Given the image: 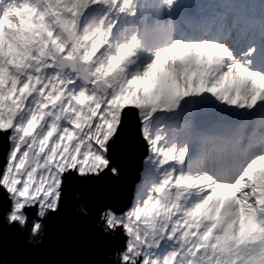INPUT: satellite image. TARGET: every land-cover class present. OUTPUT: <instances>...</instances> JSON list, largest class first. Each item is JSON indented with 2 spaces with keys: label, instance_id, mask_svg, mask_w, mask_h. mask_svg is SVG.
<instances>
[{
  "label": "snow or ice",
  "instance_id": "1",
  "mask_svg": "<svg viewBox=\"0 0 264 264\" xmlns=\"http://www.w3.org/2000/svg\"><path fill=\"white\" fill-rule=\"evenodd\" d=\"M0 150L2 264H264V0H0Z\"/></svg>",
  "mask_w": 264,
  "mask_h": 264
},
{
  "label": "water",
  "instance_id": "2",
  "mask_svg": "<svg viewBox=\"0 0 264 264\" xmlns=\"http://www.w3.org/2000/svg\"><path fill=\"white\" fill-rule=\"evenodd\" d=\"M3 165V151L0 150V167ZM55 231V230H54ZM79 238L77 240V244L80 247L87 248L91 244V240L88 236V228L83 227L78 229ZM53 241H45L44 245L41 246L42 249L48 248ZM23 258V249H21L14 241H9L8 244V250L5 254L4 259L6 260H14V259H20ZM38 259H59L61 257L51 255V254H41L40 256L36 257ZM0 264H2V261H0Z\"/></svg>",
  "mask_w": 264,
  "mask_h": 264
}]
</instances>
